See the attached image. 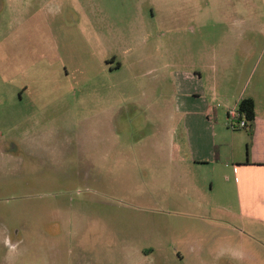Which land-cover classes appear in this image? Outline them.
Returning <instances> with one entry per match:
<instances>
[{
  "label": "rangeland",
  "instance_id": "1",
  "mask_svg": "<svg viewBox=\"0 0 264 264\" xmlns=\"http://www.w3.org/2000/svg\"><path fill=\"white\" fill-rule=\"evenodd\" d=\"M260 85L264 0H0V264H264L168 158L191 92Z\"/></svg>",
  "mask_w": 264,
  "mask_h": 264
},
{
  "label": "crops",
  "instance_id": "2",
  "mask_svg": "<svg viewBox=\"0 0 264 264\" xmlns=\"http://www.w3.org/2000/svg\"><path fill=\"white\" fill-rule=\"evenodd\" d=\"M191 93H196L202 103L182 105L177 109L180 118L171 119L174 122L168 158L177 168L186 169L180 202L200 209L203 226L208 227L211 212L219 211L229 222L245 228L247 238L264 239V87L255 86L249 91L246 87L234 93L232 105L212 104L202 101L204 92ZM213 93V97L218 95ZM244 98L254 100L256 119L253 128L240 132L243 137L236 140L226 121L229 109ZM238 232L244 234L242 230ZM197 253L208 257L213 252L202 245ZM178 255L183 261L185 257Z\"/></svg>",
  "mask_w": 264,
  "mask_h": 264
},
{
  "label": "trees",
  "instance_id": "3",
  "mask_svg": "<svg viewBox=\"0 0 264 264\" xmlns=\"http://www.w3.org/2000/svg\"><path fill=\"white\" fill-rule=\"evenodd\" d=\"M238 108L240 120H245L247 128L251 130L256 119V106L254 100L251 98H244L240 101Z\"/></svg>",
  "mask_w": 264,
  "mask_h": 264
},
{
  "label": "built area",
  "instance_id": "4",
  "mask_svg": "<svg viewBox=\"0 0 264 264\" xmlns=\"http://www.w3.org/2000/svg\"><path fill=\"white\" fill-rule=\"evenodd\" d=\"M220 107V105H218ZM239 105L236 106L235 108H231L228 111V116L231 122V127L234 129H247V123L245 120H240V115H239Z\"/></svg>",
  "mask_w": 264,
  "mask_h": 264
}]
</instances>
